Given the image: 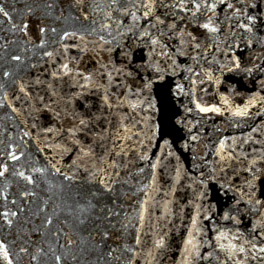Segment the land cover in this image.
Masks as SVG:
<instances>
[{"label": "snow or ice", "instance_id": "snow-or-ice-1", "mask_svg": "<svg viewBox=\"0 0 264 264\" xmlns=\"http://www.w3.org/2000/svg\"><path fill=\"white\" fill-rule=\"evenodd\" d=\"M22 2L0 27V112L21 151L0 141V177L18 178L0 190V264L33 243L17 228L39 186L15 167L29 144L55 153L32 173L82 181L88 235L58 264H264V0Z\"/></svg>", "mask_w": 264, "mask_h": 264}, {"label": "water", "instance_id": "water-1", "mask_svg": "<svg viewBox=\"0 0 264 264\" xmlns=\"http://www.w3.org/2000/svg\"><path fill=\"white\" fill-rule=\"evenodd\" d=\"M6 8L10 11V17H4L0 14V27L8 28L11 27V23L18 19V13L11 12L13 4L16 8H22L23 2H16V0H0ZM4 33H0L3 35ZM11 36V34H8ZM25 55H31V53H25ZM8 115L13 116V120L9 121L3 112H0V141L5 143H12V151L15 154L20 155L21 151L17 150L15 145L19 142L18 129L16 124H18V119L14 117V114L8 113ZM50 114L41 113L37 120V123L47 124L50 120ZM9 135L13 137L9 141ZM4 144H0V148H3ZM24 155L21 156V160L15 167L20 170H25L26 174L33 175L36 178L35 185H28V189L34 193L32 197H29L28 204L26 208L28 211L25 212L17 224V228H23L25 231L21 235L31 236L33 243L29 246L30 255L21 254L22 260L17 261L15 257L13 258V264H58L55 260V256H62L65 252V248L61 245H67V240L71 238L76 242L74 246H67L73 251H77L80 240L82 237H87L88 233L83 231H78L76 227V216L80 215L79 207L77 206V201L79 197H75V191L79 188L82 181L77 179L72 186L68 185L67 181L63 180L62 176L55 174L51 169L47 172L32 173L30 171L31 167H44L47 163L45 156L51 159L52 155L55 153H42L37 151V147L34 144H29L26 148H22ZM28 153L32 154L31 160L28 157ZM57 159L61 161L58 167L66 170L68 166L71 165V160L66 156H57ZM73 158L75 155L73 154ZM5 162H7L5 160ZM24 166L23 168L21 166ZM17 179L12 177L10 174L7 178L0 177V190H2L7 184L8 192L12 193L17 190ZM264 179V178H262ZM80 206H83L81 202ZM51 218L53 223L50 226H43L45 218ZM34 226H40V232H30ZM59 229L60 231H56ZM6 230H0V233ZM56 231V235L51 233ZM16 228L12 229V235L8 236L11 240L15 237ZM3 236L0 235V239ZM169 243L171 244L170 255L179 258L178 246L180 244L179 234L177 232L170 233ZM18 251V249H16ZM31 255H35L36 259L32 260ZM59 264H63L60 261ZM165 264H169L168 260H165Z\"/></svg>", "mask_w": 264, "mask_h": 264}]
</instances>
